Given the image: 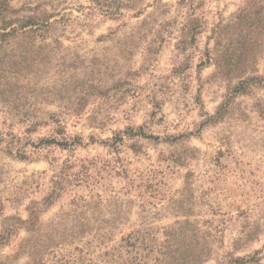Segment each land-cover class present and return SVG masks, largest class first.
<instances>
[{
    "label": "rangeland",
    "instance_id": "rangeland-1",
    "mask_svg": "<svg viewBox=\"0 0 264 264\" xmlns=\"http://www.w3.org/2000/svg\"><path fill=\"white\" fill-rule=\"evenodd\" d=\"M34 16L0 39V264H264V0H0Z\"/></svg>",
    "mask_w": 264,
    "mask_h": 264
},
{
    "label": "trees",
    "instance_id": "trees-1",
    "mask_svg": "<svg viewBox=\"0 0 264 264\" xmlns=\"http://www.w3.org/2000/svg\"><path fill=\"white\" fill-rule=\"evenodd\" d=\"M51 26V24L48 23L47 20H45V18L43 19V17H31L28 18L26 22L24 21H19L18 24H16V27H13L7 24H2L0 25V39L3 38H8V37H12V36H16V35H25V34H32V35H41L46 33V31L48 30V28ZM29 27L30 29H28L27 31H23L21 32L22 28H27ZM20 31V32H19ZM264 79H259L258 77H251L246 79L245 81H243L241 83V87L245 86V85H252V83H262ZM238 90V88H237ZM235 90V92L237 91ZM224 107V106H223ZM31 221L33 222V224H35L37 222V217L34 215V213L31 214ZM34 215V216H33ZM30 226H33L32 224ZM128 244V243H126ZM130 245V244H129ZM167 255L168 258L170 260H172V256L168 255V254H162ZM156 264H175V260H173V262L170 261V263H168L166 260H161V261H157L155 260Z\"/></svg>",
    "mask_w": 264,
    "mask_h": 264
}]
</instances>
